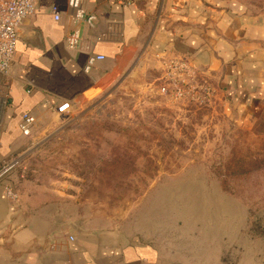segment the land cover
<instances>
[{
	"label": "crops",
	"instance_id": "0c3cea01",
	"mask_svg": "<svg viewBox=\"0 0 264 264\" xmlns=\"http://www.w3.org/2000/svg\"><path fill=\"white\" fill-rule=\"evenodd\" d=\"M36 2L19 29L10 72L0 73V164L15 163L0 182V264H264V242L249 232V211L244 204L236 210L240 200L231 195L218 196L226 210L223 203L207 209L202 198L172 200L155 187L116 219L88 210L73 193L43 189L22 163L38 137L56 133L51 106L70 103L68 117L114 88L154 90L170 59H188L202 83L234 102L263 92L264 13L232 0H87L84 8L96 16L90 27L74 22L67 0ZM75 30L80 45L70 50L66 38ZM94 56L105 59L87 71ZM24 114L35 118L28 136L20 129Z\"/></svg>",
	"mask_w": 264,
	"mask_h": 264
},
{
	"label": "rangeland",
	"instance_id": "374dc122",
	"mask_svg": "<svg viewBox=\"0 0 264 264\" xmlns=\"http://www.w3.org/2000/svg\"><path fill=\"white\" fill-rule=\"evenodd\" d=\"M232 1L264 13V0ZM161 83L114 88L54 116L56 133L33 142L26 173L116 219L155 187L172 200L202 198L207 209L226 210L218 198L225 188L239 195L235 209L247 207L249 232L264 242V91L234 102L210 85L204 103L173 104Z\"/></svg>",
	"mask_w": 264,
	"mask_h": 264
},
{
	"label": "built area",
	"instance_id": "2783aa9c",
	"mask_svg": "<svg viewBox=\"0 0 264 264\" xmlns=\"http://www.w3.org/2000/svg\"><path fill=\"white\" fill-rule=\"evenodd\" d=\"M86 1L67 0L69 8L73 11L74 22H83L93 27L96 16L86 11L84 8ZM123 1L125 5H130L139 0ZM36 11V0H0V73L10 72L17 48L18 30L24 20L33 16ZM51 13L56 22L61 20V14L57 8L53 7ZM80 40V32L75 30L66 38L67 47L70 50L79 48ZM104 59V56L90 57L86 70H90L96 61ZM162 80L164 84L160 87V93L174 103H204L212 93L211 87L199 80L198 71L186 58L167 60ZM51 107L59 116L67 114L71 109L68 102ZM34 123V116L24 114L20 123L22 133L26 136L30 135ZM14 168L15 163L11 161L0 164V182L5 180ZM6 192L9 196L13 195L10 189H6Z\"/></svg>",
	"mask_w": 264,
	"mask_h": 264
},
{
	"label": "trees",
	"instance_id": "16d2710c",
	"mask_svg": "<svg viewBox=\"0 0 264 264\" xmlns=\"http://www.w3.org/2000/svg\"><path fill=\"white\" fill-rule=\"evenodd\" d=\"M224 183H222V185H223ZM224 187V186H223ZM222 192L223 193H226V194H228V195H231V196H233V197H235V198H237V199H239L240 200V198H239V195L238 194H236V193H233V192H229V191H227V190H225V188H222ZM255 236V235H254Z\"/></svg>",
	"mask_w": 264,
	"mask_h": 264
},
{
	"label": "water",
	"instance_id": "95a60500",
	"mask_svg": "<svg viewBox=\"0 0 264 264\" xmlns=\"http://www.w3.org/2000/svg\"><path fill=\"white\" fill-rule=\"evenodd\" d=\"M20 29V28H19ZM18 36H19V30H18Z\"/></svg>",
	"mask_w": 264,
	"mask_h": 264
}]
</instances>
